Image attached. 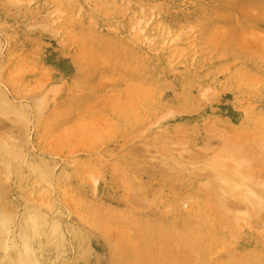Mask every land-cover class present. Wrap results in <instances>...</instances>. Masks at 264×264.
Segmentation results:
<instances>
[{"label": "rangeland", "instance_id": "374dc122", "mask_svg": "<svg viewBox=\"0 0 264 264\" xmlns=\"http://www.w3.org/2000/svg\"><path fill=\"white\" fill-rule=\"evenodd\" d=\"M0 94L7 253L35 214L43 264H264V0H0Z\"/></svg>", "mask_w": 264, "mask_h": 264}, {"label": "bare ground", "instance_id": "6f19581e", "mask_svg": "<svg viewBox=\"0 0 264 264\" xmlns=\"http://www.w3.org/2000/svg\"><path fill=\"white\" fill-rule=\"evenodd\" d=\"M172 71H173V70H172ZM174 72H175V71H174ZM101 77H102V76H101ZM164 78H165V77H164ZM172 78H173V77H172ZM168 80H169V79H168ZM181 81H182V80H181ZM165 82H166V81H165ZM167 82H168V81H167ZM186 82H187V81H186ZM15 84H16V83H15ZM164 84H165V83H164ZM37 85H38V84H37ZM179 85H180V84H179ZM31 86H32V85H31ZM171 86H172V85H171ZM35 87H36V86H35ZM50 87H51V86H50ZM36 88H37V87H36ZM173 88H174V87H173ZM19 89H20V88H19ZM57 89H58V88H57ZM170 89H171V88H170ZM30 90H31V89H30ZM35 90H36V89H35ZM168 90H169V89H168ZM16 91H18V90H16ZM21 91H22V89H21ZM21 91H20V92H21ZM174 91H175V90H174ZM27 92L30 93L29 89L27 90ZM27 92H26V93H27ZM17 93H18V92H17ZM26 93H25V94H26ZM32 93H33V91H32ZM3 94H4V93H3ZM13 94H14V93H13ZM15 94H16V93H15ZM57 94H58V93H57ZM57 94H56V95H57ZM100 94H101V93H100ZM124 94H125V93H124ZM219 94H220V93H219ZM0 95H1V94H0ZM32 95H33V94H32ZM233 95H234V94H233ZM27 96H28V94H27ZM30 96H31V95H30ZM201 96H202V95H201ZM160 97H161V94H160ZM7 98H8V97H7ZM53 100H55V99L53 98ZM35 101H36V100H35ZM197 101H198V99H197ZM2 102H3V101H1V103H0L1 105H2ZM212 102H214V100H213ZM5 103H6V102H5ZM41 103H42V101H41ZM41 103H40V105H41ZM181 103H182V102H181ZM185 104H186V103H185ZM197 104H198V103H197ZM197 104H196V105H197ZM201 104H202V103H201ZM21 105H22V104H21ZM192 105H193V104H192ZM2 106H3V105H2ZM7 106H8V105H7ZM7 106H6V107H7ZM9 106H11V105H9ZM13 106H14V105H13ZM19 106H20V105H19ZM19 106H18V107H19ZM3 107L5 108V105H4ZM0 108H1V107H0ZM7 108H8V107H7ZM7 108H6V109H7ZM46 108H47V107H46ZM61 108H62V107H61ZM94 108H95V107H94ZM6 109H5V110H6ZM9 109H10V108H9ZM33 109H34V108H33ZM180 109H181V108H180ZM10 110H11V109H10ZM13 110H14V109H13ZM22 110H23V109H22ZM34 110H35V109H34ZM34 110H32V111H34ZM60 110H61V109H60ZM216 110H217V109H216ZM7 111H9V110H7ZM221 111L223 112V110H221ZM228 111H230V109L227 110V112H228ZM10 112H11V111H10ZM15 112H16V111H15ZM37 112H38V111H37ZM37 112H36V115H38ZM42 112H43V111H41V113H42ZM25 113H26V112H25ZM49 113H50V112H49ZM0 114L2 115L3 113H0ZM4 114H5V113H4ZM15 114L17 115V113H15ZM206 114H207V113H206ZM229 114L231 115V119H232V121H233L234 123H236V121H234V115H233L234 113H233V110L230 111ZM229 114H228V115H229ZM1 115H0V117H2ZM16 115H15V116H16ZM42 115H43V114H42ZM3 116L5 117V115H3ZM22 116H23V115H22ZM22 116H21V117H22ZM24 116H25V115H24ZM26 116H27V115H26ZM40 116H41V115H40ZM40 116L38 115L37 117L40 118ZM153 116H154V115H153ZM199 116H200V115H199ZM18 117H19V116H18ZM37 117H36V118H37ZM19 118H20V117H19ZM28 119H29V118H28ZM28 119H27V120H28ZM34 119H35V117H34ZM200 119H201V118H200ZM204 119H205V117H204ZM1 120H3V119L1 118ZM202 120H203V119H202ZM146 121H147V120H146ZM3 122H4V121H3ZM203 122H204V121H203ZM213 123H214V122H213ZM35 124H36V123H35ZM118 124H119V123H118ZM0 125H1V123H0ZM4 125H5V127H3V128L5 129V128H6V125H8V124H4ZM4 125H3V126H4ZM221 126H222V125H221ZM8 127H9V125H8ZM104 127H105V126H104ZM1 128H2V125H1ZM127 128H128V127H127ZM146 128H147V127H146ZM205 128H206V127H204L203 130H204ZM215 128H216V127H215ZM39 129H40V128H39ZM135 129H136V128H135ZM208 129H209V128H208ZM213 129H214V128H213ZM216 129H217V128H216ZM216 129H215V130H216ZM23 130H24V129H23ZM114 130H115V129H114ZM205 130H206V129H205ZM209 130L212 131L211 129H209ZM221 130H222V129H221ZM221 130H220V131L218 130L219 133L222 132ZM131 131H132V130H131ZM206 131H207V130H206ZM218 131H217V132H218ZM7 132H9V134H10L9 137H11V133H10V131H7ZM11 132H12V131H11ZM217 132H216V133H217ZM223 132H224V131H223ZM213 133H214V132H213ZM216 133H215V135L218 134V133H217V134H216ZM224 133H225V132H224ZM224 133H223V136H225V137H227V136L229 135L228 133H227L228 135H226V133H225V135H224ZM220 134L222 135V133H220ZM220 134H218L219 137H221ZM3 135H5V134H3ZM234 135H235V134H234ZM239 135H240V134H239ZM244 135H245V134H244ZM0 136H1V135H0ZM13 136H14V135H13ZM187 136H189V135H187ZM187 136H186V137H187ZM236 136H237V135H236ZM229 137H230V136H229ZM14 138L17 139L16 137H14ZM221 138L223 139V137H221ZM11 139H12V138H11ZM11 139H10V140H11ZM15 139H12V140H15ZM107 139H108V138H107ZM236 139H237V138H236ZM238 139H239V138H238ZM238 139H237V140H238ZM4 140H5V139H4ZM8 140H9V139H8ZM12 140H11V141H12ZM240 140H241V139H240ZM87 141H88V140H87ZM105 141H106V140H105ZM223 141H224V140H223ZM71 142H72V141H71ZM88 142H89V141H88ZM4 143L7 144V142H4ZM95 143H96V142H95ZM6 144H5V145H6ZM49 144H50V143H49ZM72 144H73V143H72ZM208 144H209V143H208ZM187 145H188V144H187ZM234 145H235V144H234ZM2 146H3V142L0 144V148H3V149H4V147H2ZM8 146H10V145H8ZM82 146H83V145H82ZM184 146L186 147V145H184ZM229 146H230V145H229ZM252 146H253V145H252ZM252 146H251V147H252ZM6 147H7V146H6ZM62 147H63V146H62ZM86 147H87V146H86ZM102 147H103V146H102ZM181 147H182V146H181ZM181 147H180V149H178L179 151L181 150ZM187 147H188V146H187ZM239 147H240V150H241V149L244 150V147H243V146L241 147V145H240ZM239 147H238V148H239ZM251 147H250V148H251ZM171 148H172V147H171ZM183 148H184V147H183ZM183 148H182V149H183ZM188 148H189V147H188ZM192 148L195 149V147H192ZM230 148H231V147H230ZM232 148H234V147H232ZM3 149H0V150H3ZM101 149H102V148H101ZM107 149H108V148H107ZM138 149H139V148H138ZM165 149H166V148H165ZM247 149L249 150V148L246 147L245 150H247ZM252 149H253V147H252ZM5 150H6V149H5ZM124 150H126V149H124ZM140 150H141V149H140ZM189 150H190V149H189ZM196 150H197V149H196ZM220 150H222V149H220ZM223 150H224V149H223ZM223 150H222V151H223ZM235 150H236V148H235ZM240 150H239V151H240ZM248 150H247V152H248ZM130 151H131V150H129V152H130ZM132 151H133V150H132ZM179 151H177V152H179ZM224 151H226V150H224ZM23 152H24V151H23ZM69 152H70V151H69ZM122 152H124V151H122ZM182 152H183V150H182ZM182 152H181V155H180L181 157H182ZM197 152H198V151H197ZM227 152H228V151H227ZM243 152H244V151H243ZM245 152H246V151H245ZM257 152H260V151H257ZM257 152H256V153H257ZM132 153H134V152H132ZM136 153H137V151H136ZM136 153H135V154H136ZM163 153H164V152H163ZM169 153H172V151L169 152ZM173 153H174V152H173ZM179 153H180V152H179ZM200 153H202V152L200 151ZM217 153L219 154V152H217ZM241 153H242V152L240 151L239 154H241ZM249 153H250V152H249ZM249 153H248V154H249ZM251 153L254 155V152L251 151ZM260 153H261V152H260ZM130 154H131V153H130ZM138 154H139V153H138ZM186 154H187V153H186ZM221 154H222V153H221ZM252 154H251V155H252ZM118 155H119V154H118ZM166 155H167V153H166ZM201 155H202V154H200V156H201ZM214 155H215V153H214ZM222 155H223V154H222ZM242 155H243V153H242ZM245 155H246V153H245ZM251 155H249V159H250L251 157H253V155H252V156H251ZM256 155H257V154H256ZM98 156H99V155H98ZM167 156H168V155H167ZM175 156H176V155H175ZM187 156H188V154H187ZM212 156H213V155H212ZM215 156H216V155H215ZM226 156H227V155H225V157L222 158L221 163H222V162H223V163L226 162V161H223V159H225ZM0 157H1V155H0ZM191 157H192V156H191ZM201 157H202V156H201ZM246 157H247V156H246ZM214 158H215V157H214ZM216 158H217V157H216ZM216 158H215V159H216ZM241 158H242V157H241ZM1 159H2V158H0V161H1V162L4 161V160H1ZM197 159H199V158H197ZM212 159H213V158H212ZM219 159H221V158L219 157ZM227 159H228V158H227ZM227 159H225V160H227ZM244 159H245V158H244V155H243V160H244ZM249 159H248V160H249ZM229 160H230V158H229ZM248 160H247V161H248ZM250 160H252V159H250ZM250 160H249V161H250ZM262 160H263V159H262ZM189 161H190V160H189ZM207 161H208V162H211V160H207ZM213 161H214V160H213ZM215 161H216V160H215ZM215 161H214V162H215ZM217 161H218V158H217ZM247 161H246V162H247ZM249 161H248V162H249ZM252 161H253V160H252ZM5 162H6V161H5ZM155 162L157 163L156 160H155ZM158 162H159V161H158ZM237 162H238V161H237ZM239 162H240V161H239ZM239 162H238V163H239ZM250 162H251V161H250ZM261 162H262V161H261ZM218 163H219V162H218ZM218 163H217L218 166L221 165L220 167H223L224 164H220V163L218 164ZM226 163H227V162H226ZM242 163H243V162H241V164H242ZM254 163H255V162H254ZM2 164H3V162H2ZM4 164H5V163H4ZM6 164H7V163H6ZM8 164H9V163H8ZM100 164H101V163H100ZM125 164H126V163H125ZM215 164H216V162H215ZM252 164H253V163H252ZM262 164H263V162H262ZM243 165H244V163H243ZM249 165H250V164H248L247 167H249ZM259 165H260V164H259ZM5 166H7V165H5ZM101 166H102V165H101ZM114 166H115V165H114ZM116 166H117V165H116ZM226 166H228V164H226V165L223 167V169H224V168H227ZM229 166H231V165H229ZM245 166H246V165H245ZM253 166H254V165H253ZM253 166H252V167H253ZM263 166H264V164H263ZM8 167H9V166H8ZM209 167H211V165H210ZM209 167L206 166V168H209ZM220 167H219L218 170H220ZM236 167H239V168H236ZM236 167L231 166L232 169L229 167V169H228V168L226 169V170H228V171H226V172H228L229 174H230V173H235V174H236V173H239V174H236V175H239V176L242 175V176H243V174H245V170L243 169V170H244V173L241 172V171H240V166H239V164H238ZM250 167H251V166H250ZM250 167L248 168V172H249ZM259 167H260V166H259ZM0 168H2V167H0ZM114 168H115V167H114ZM204 168H205V167H204ZM204 168H203V169H204ZM212 168H213V167H212ZM212 168H211V169H212ZM235 168H236V169H235ZM6 169H7V168H6ZM8 169H9V168H8ZM30 169H31V168H30ZM116 169H117V168H116ZM234 169H235L237 172L234 171ZM238 169H239V170H238ZM245 169H246V168H245ZM32 170H33V169H32ZM214 170H215L214 172H216L217 169L214 168ZM224 170H225V169H224ZM224 170H223V171H224ZM229 170H230L231 172H229ZM232 170H233L234 172H232ZM241 170H242V169H241ZM251 170H252V168H251ZM7 171H9V170H7ZM201 171H202V170H201ZM223 171H221V175H222V172H223ZM239 171H240V172H239ZM119 172H120V171H119ZM162 172H163V171H162ZM204 172H205V171H204ZM204 172H203V173H204ZM208 172H210V171H208ZM211 172H212V171H211ZM211 172H210V174H211ZM248 172H247V173H248ZM2 173H3V172H2ZM212 173H213V172H212ZM241 173H242V174H241ZM251 173H252V171H251ZM258 173H259V172H258ZM9 174H10V173H9ZM207 174H208V173H207ZM210 174H208V175H210ZM253 174H254V173H253ZM3 175L5 176L4 173H3ZM6 175H8V174H6ZM91 175H92V174H91ZM120 175H121V174H120ZM201 175H202V174H201ZM211 175L213 176V174H211ZM219 175H220V174L218 173L217 176H219ZM230 175H231V174H230ZM230 175H229L228 178H230ZM250 175H252V174H250ZM259 175H260V174H259ZM1 176H2V175H1ZM4 176H2V177H4ZM12 176H13V175H12ZM64 176H65V175H64ZM92 176H93V175H92ZM97 176H98V175H97ZM203 176L205 177L204 174H203ZM217 176H216V177H217ZM242 176H240V177H242ZM245 176H246V175H245ZM245 176H244V177H245ZM247 176H248V175H247ZM262 176H263V175H262ZM98 177H99V176H98ZM208 177H209V176H208ZM210 177H211V176H210ZM219 177H220V176H219ZM222 177H223V176H222ZM224 177H225V176H224ZM224 177H223V178H224ZM233 177L236 178L237 181L239 182V180H238L239 177L237 178V176H235V175L232 176V178H233ZM253 177H254V176H253ZM263 177H264V176H263ZM124 178H125V177H124ZM213 178H214V177H213ZM225 178H226V177H225ZM234 178H233V179H234ZM242 178H243V177H242ZM250 178H251V177L249 176V179H250ZM259 178H260V177H259ZM261 178H262V177H261ZM20 179H21V177H20ZM125 179H126V178H125ZM207 179H208V178H207ZM210 179H212V178H209V180H210ZM217 179H218V177H217ZM220 179H221V177H220ZM244 179H246V178H244ZM262 179H263V178H262ZM14 180H15V179H14ZM209 180H208V181H209ZM222 180H223V179H222ZM222 180H218V181H221V182H219L218 184H221V185H222V184L224 183V182H222ZM224 180H225V179H224ZM226 180H227V179H226ZM226 180H225V182H226ZM247 180H248V177H247ZM247 180H246V181H247ZM256 180H257V179H256ZM260 180H261V179H260ZM5 181H6V183H7L8 179H5ZM216 181H217V180H216ZM218 181H217V182H218ZM231 181H232V179H231ZM246 181L244 180V182H246ZM251 181H252V180H251ZM251 181H250V182H251ZM92 182H93V181H92ZM211 182H212V181H211ZM228 182H229V181H227V183H228ZM232 182L234 183V180H233ZM232 182H231V183H232ZM238 182H237V183H238ZM244 182L242 183V181H241L240 184H244ZM256 182H257V181H256ZM261 182H262V181H261ZM227 183H225V184H226V187H227V185L230 186V185L227 184ZM229 183H230V182H229ZM231 183H230V184H231ZM233 183L231 184V190H232V188L236 187L235 184L233 185ZM235 183H236V181H235ZM253 183H254V182H253ZM258 183H259V180H258ZM258 183H257V184H258ZM179 184H180V183H179ZM212 184H214V183H212ZM215 184H216V183H215ZM0 185H1V183H0ZM38 185H39V184H38ZM93 185H94V184H93ZM205 185H206V184H205ZM209 185H210V183H209ZM209 185H208V186H209ZM216 185H217V184H216ZM232 185H233L234 187H233ZM238 185H239V184H238ZM244 185H246V184H244ZM4 186H5V185H4ZM4 186H3V187H4ZM161 186H162V185H161ZM240 186H241V185H240ZM240 186H239V187H240ZM260 186H261V183H260ZM3 187H2V188H3ZM94 187H95V186H94ZM180 187H181V186H180ZM218 187H220V186H218ZM223 187H224V186H223ZM226 187H225V188H226ZM118 188H119V187H118ZM204 188H206V187H204ZM208 188H210V187H208ZM228 188H229V187H228ZM228 188H227V189H228ZM241 188H242V186H241ZM19 189H20V188H19ZM176 189H177V188H176ZM178 189H179V187H178ZM212 189H213V188H212ZM215 189L217 190L218 188H215ZM221 189H222V187H221ZM234 189H235V188H234ZM236 189H237V188H236ZM5 190H6V189H5ZM5 190H3V191H5ZM160 190H161V189H160ZM208 190H209V189H208ZM219 190H220V188H219ZM219 190H218V191H219ZM231 190H230V191H231ZM238 190H239V189H238ZM238 190H237V192H238ZM242 190H243V189H242ZM92 191H94V189H93ZM161 191H162V190H161ZM179 191H180V190H179ZM179 191H178V192H179ZM203 191H204V190H203ZM205 191H206V190H205ZM233 191H234V190H233ZM235 191H236V190H235ZM255 191H256V190H255ZM6 192H7V191H6ZM157 192H160V191H157ZM206 192H207V191H206ZM212 192H213V191H212ZM214 192H215V191H214ZM221 192H222V191H221ZM221 192H220V194H221ZM224 192H225V190H224ZM237 192H236V193H237ZM240 192H241V191H240ZM240 192H239V193H240ZM244 192H245V190H244ZM246 192H247V191H246ZM246 192H245V193H246ZM8 193H9V192H8ZM28 193H29V192H28ZM218 193H219V192H218ZM222 193H223V192H222ZM227 193H230V192H226V194H227ZM241 193H242V192H241ZM241 193H240V194H241ZM249 193H250V192H249ZM252 193H253V192H252ZM255 193H256V192H254L253 195H255ZM0 194H2L1 191H0ZM224 194H225V193H224ZM234 194H235V192H234ZM234 194H233V195H234ZM237 194H238V193H237ZM26 195H27V194H26ZM39 195H40V194H39ZM210 195H211V194H210ZM241 195H242V194H241ZM2 196H3V195H2ZM228 196H229V195H228ZM250 196H251V195H250ZM31 197H32V196H31ZM206 197H207V196H206ZM214 197H215V196H214ZM220 197H222V196L219 195L218 198H220ZM226 197H227V196H226ZM226 197L224 196V198L222 197L223 199H222V198H221V199L224 200ZM243 197H244V195H243ZM39 198H40V197H39ZM47 198H48V197H47ZM218 198H217V199H218ZM227 198H229V197H227ZM227 198H226V199H227ZM233 198H234V196H233ZM244 198H245V197H244ZM247 198H248V197H247ZM256 198H257V197H256ZM261 198H263V197H261ZM1 199H2V198H1ZM27 199H28V198H27ZM237 199L239 200V198H237ZM252 199H253V198H252ZM222 200H221V201H222ZM232 200H234V199H232ZM248 200H249V199H248ZM254 200H255V198H254ZM259 200H260V198H259ZM0 201H1V200H0ZM4 201H5V200H4ZM143 201H144V200H143ZM150 201H151V200H150ZM217 201H219V200H217ZM225 201H226V200H225ZM225 201H224V203H225ZM250 201H251V200H250ZM263 201H264V200H263ZM41 202H42V201H40V204H41ZM214 202H215V200H214ZM229 202H230V201H229ZM231 202H232V201H231ZM247 202H248V201H247ZM247 202H246V203H247ZM258 202H259V201H258ZM2 203H3V202H2ZM45 203H46V201H45ZM140 203H142V202H140ZM150 203H151V202H150ZM152 203H154V202H152ZM179 203H180V202H179ZM226 203H227V201H226ZM248 203H249V202H248ZM248 203H247V204H248ZM259 203H260V202H259ZM5 204H6V203H5ZM8 204H9V203H8ZM218 204H219V203H218ZM242 204H243V203H242ZM247 204H245V205H247ZM14 205H15V204H14ZM14 205L12 204V206H14ZM52 205H53V204H52ZM147 205H148V202H147ZM147 205H146V206H147ZM185 205H186V204H185ZM185 205H184V206H185ZM221 205H223V204H221ZM240 205H241V204H240ZM0 206H1V205H0ZM7 206H8V205H7ZM40 206H41V205H40ZM213 206H214V205H213ZM225 206H227V205H225ZM242 206H244V205H242ZM242 206H241V208H242ZM263 206H264V205H263ZM263 206H262V207L260 206L257 210H259L260 208H263ZM42 207H43V205H42ZM42 207H41V208H42ZM47 207H48V206H47ZM221 207H223V206H220V208H221ZM2 208H5V207H2ZM6 208H8V207H6ZM44 208H45V207H44ZM49 208H50V207H49ZM189 208H190V207H189ZM226 208L228 209V207H226ZM241 208H240V209H241ZM13 209H15V208H13ZM146 209H147V208H146ZM222 209H223V208H222ZM229 209H230V208H229ZM244 209H245V208H244ZM253 209H254V208H253ZM4 210L6 211V209H4ZM15 210L17 211V209H15ZM139 210H140V209H139ZM230 210H231V209H230ZM232 210H233V209H232ZM246 210H247V209H246ZM257 210H256V211H257ZM0 211H1V210H0ZM7 211H8V210H7ZM11 211H12V210H11ZM16 211H15V212H16ZM225 211H227V210H225ZM8 212H9V211H8ZM171 212H172V211H171ZM232 212H233V211H232ZM238 212H239V211H238ZM243 212H244V210H243ZM5 213H6V212H5ZM5 213H4V211H3V214H5ZM180 213H181V212H180ZM191 213H192V212H191ZM223 213H224V211H223ZM234 213H235V212H234ZM8 214H9V213H8ZM228 214H230V212H229ZM257 214H258V213H257ZM6 215H7V213H6ZM23 215H24V214H23ZM13 216H14V215H13ZM13 216H11V217H13ZM180 216H181V215H180ZM247 216H248V215H247ZM1 217H2V216H1V213H0V218H1ZM6 217H7V216H6ZM30 217H31V216H30ZM1 219H2V218H1ZM7 219H8V217H7ZM7 219H6V220H7ZM9 219L12 220L13 218L11 219L10 216H9ZM235 219H236V217H235ZM245 220H246V219H245ZM26 221H27V220H26ZM29 221H30V223H29L28 225H29V227H30V231H31V233H33L34 235L31 236V235H32L31 233L26 234V237H27L26 243L28 242L27 244H29L28 246L25 244L26 247H27V249L24 248V253H23V252H20V251L18 250V248H16V246L14 245V247L12 248V253H11V254L7 253V251H8L7 249H8V247H7V245H6L7 241L5 240V238H6V237H5V233H6V231H7L8 229H10V228H7V230H6L5 225H3V223L0 222V264H32V263H33V264H43V262H44V260H45V256H46L45 252H46V250L48 249V245H49V241H48V240H45V239H48V238H46V237L43 235V233L46 235L45 225H46L48 219H47V218H44V217L41 216V215H35V214H34V215L30 218ZM162 221H163V220H162ZM240 221H241V220H240ZM235 222H236V221H235ZM7 223H8V222H7ZM10 223H11V222H10ZM195 223H196V222H195ZM12 224H13V222H12ZM57 224H59V223H57ZM260 224L262 225V223H260ZM24 225H25V224H24ZM47 225H49V224H47ZM53 225H54V224H53ZM192 225H193V224H192ZM207 225H208V224H207ZM237 225H238V224H237ZM238 226H239V225H238ZM19 227H20V226H19ZM27 227H28V226H27ZM27 227H25V228H27ZM58 227H59V226H58ZM239 227H240V226H239ZM4 228H5V229H4ZM16 229H17V228H16ZM262 229H264L263 226H262ZM26 230H27V229H26ZM256 231H257V230H256ZM260 231H261V230H260ZM25 232L27 233V231H25ZM28 232H29V231H28ZM7 233H8V235H9V232H8V231H7ZM261 233H263V232H261ZM54 234H55V232H54ZM41 235H42V238H40ZM154 235H155V234H154ZM17 236H19V235H17ZM24 236H25V233H24ZM30 236H31V237H30ZM50 237H51V236H50ZM50 237H49V239H51ZM11 239H12V238H11ZM20 239H21V238H20ZM20 239H19V240H20ZM24 239H25V238H24ZM22 240H23V239H22ZM22 240H21V241H22ZM128 240H129V239H128ZM206 240H207V239H206ZM23 241L25 242V240H23ZM129 242H130V241H129ZM166 243H167V242H166ZM6 247H7V249H6ZM132 248H133V247H132ZM6 250H7V251H6ZM150 250H151V249H150ZM163 250H164V249H163ZM214 251H215V250H214ZM167 253H168V252H167ZM141 254H143V253H141ZM145 254H146V253H145ZM164 254H166V253H164ZM72 255H73V254H72ZM141 257H142V256H141ZM152 258H153V257H152ZM47 259H48V258H47ZM120 259H121V258H120ZM139 259H140V258H139ZM137 260H138V259H137ZM145 260H146V259H145ZM149 261H150V260H149ZM260 264H261V263H260Z\"/></svg>", "mask_w": 264, "mask_h": 264}]
</instances>
